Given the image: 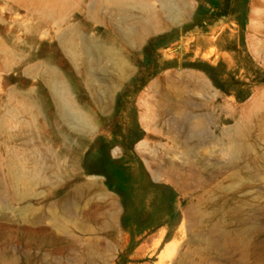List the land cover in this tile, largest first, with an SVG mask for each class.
Returning <instances> with one entry per match:
<instances>
[{"label": "rangeland", "instance_id": "374dc122", "mask_svg": "<svg viewBox=\"0 0 264 264\" xmlns=\"http://www.w3.org/2000/svg\"><path fill=\"white\" fill-rule=\"evenodd\" d=\"M52 1L0 0V264H264V0H176L177 21L148 0L157 28L136 39L111 0ZM68 30L124 60L123 79L103 62L113 92ZM48 68L90 132L61 119Z\"/></svg>", "mask_w": 264, "mask_h": 264}, {"label": "bare ground", "instance_id": "6f19581e", "mask_svg": "<svg viewBox=\"0 0 264 264\" xmlns=\"http://www.w3.org/2000/svg\"><path fill=\"white\" fill-rule=\"evenodd\" d=\"M111 1L117 4L119 10L124 15V20L120 28V31L127 38L136 39L140 37L142 33L148 30L157 28V21L155 22V17L153 16V11L151 7V3H150L151 1H148V0H111ZM153 1L160 3V5L162 6V13L165 15L166 17L165 19H167L168 21H177L181 19V17L184 15L185 10L187 8L186 5L181 1H176V0H153ZM52 2L54 4L61 5L63 1L53 0ZM136 12L140 13V15L137 16ZM52 16H53V13H52ZM75 38H76L75 30H68L66 32H63L60 37L61 41L65 44V46L67 47L68 51L71 53L73 58L78 59L79 55L77 54H81V58L79 60L82 62L87 74L91 78L89 82L90 87L93 88L94 82L101 81V78H102L103 80H105V86H104L105 91L113 92L116 86L115 81L113 80V78H110V77H109L110 79H108V68L103 66V62L107 61L110 64V66L114 70H116L117 77H120L121 79H123L124 74L126 72V68H127V65L124 62V60L120 58L115 51L104 46L105 44L103 45V44L94 43L91 41V39L86 38V37H80V42H77ZM48 72L51 75V86H52L56 100L59 105L61 119L65 121L66 123L70 124L75 132H86V133L90 132L94 127L93 119L76 106L68 89L64 86L62 80L60 79V76L58 75V73L55 72L51 68H48ZM100 75L102 76L101 78H100ZM106 80L108 81L107 84H106ZM201 88H203L204 90H207L209 87L206 83L202 82ZM37 107L38 106L33 103L31 104V106H28V107L26 105L24 106L27 112L30 113L31 115V120L28 121V124H27V127L30 130L31 134H34V132L36 133L38 131L35 118L33 117V114H32V111L34 109H37ZM185 117L188 119L190 118V115L186 114ZM249 129H250L249 124H245L242 127H237L236 132L239 134L237 138H233L231 133H228L230 142H231L230 148H229L230 153H231V159L235 162H240L241 156L251 151V147L248 141L246 140V137H247L246 135ZM200 132L201 131L199 130L198 126L192 125L189 127V135L192 139L198 138ZM29 150H30L29 151L30 153L31 149ZM32 153L34 155L33 160H36L38 163V160H37L38 153L36 151ZM25 156H27V154H25ZM37 168L39 169V167ZM26 170L27 169H25V171ZM22 180H24V178L20 174L19 170L15 171L12 174V182L14 183L13 184L14 186L20 185ZM23 193H26V192H23ZM242 220L243 221L246 220L245 214L242 215Z\"/></svg>", "mask_w": 264, "mask_h": 264}]
</instances>
